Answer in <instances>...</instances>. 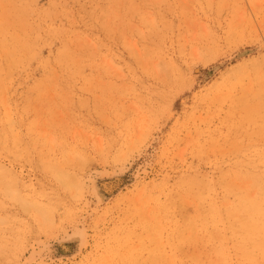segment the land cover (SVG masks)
Instances as JSON below:
<instances>
[{
    "label": "rangeland",
    "instance_id": "obj_1",
    "mask_svg": "<svg viewBox=\"0 0 264 264\" xmlns=\"http://www.w3.org/2000/svg\"><path fill=\"white\" fill-rule=\"evenodd\" d=\"M0 264H264V0H0Z\"/></svg>",
    "mask_w": 264,
    "mask_h": 264
}]
</instances>
